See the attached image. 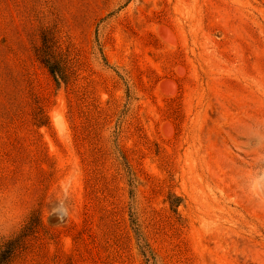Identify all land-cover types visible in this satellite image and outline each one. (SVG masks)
I'll use <instances>...</instances> for the list:
<instances>
[{
    "label": "rangeland",
    "instance_id": "374dc122",
    "mask_svg": "<svg viewBox=\"0 0 264 264\" xmlns=\"http://www.w3.org/2000/svg\"><path fill=\"white\" fill-rule=\"evenodd\" d=\"M132 211L157 264H264V0H0L7 264H146Z\"/></svg>",
    "mask_w": 264,
    "mask_h": 264
},
{
    "label": "trees",
    "instance_id": "16d2710c",
    "mask_svg": "<svg viewBox=\"0 0 264 264\" xmlns=\"http://www.w3.org/2000/svg\"><path fill=\"white\" fill-rule=\"evenodd\" d=\"M45 65L57 84H59L60 80H64V75L61 72L60 67L56 63L47 60L45 61ZM130 183L132 184V179H130ZM132 194H133V190H131V196ZM176 198H177L176 202L172 203L173 205H178L182 201L181 198L179 197ZM130 224L133 233L135 235L139 251L141 255L144 257L146 264H157L155 253L151 248L149 242L145 238L143 232L141 231L140 225L138 223L134 211L130 213ZM16 247H17L16 239H9L3 243V245L0 247V264H7L9 262L12 255L15 252Z\"/></svg>",
    "mask_w": 264,
    "mask_h": 264
}]
</instances>
